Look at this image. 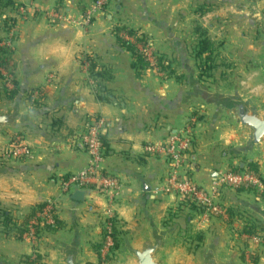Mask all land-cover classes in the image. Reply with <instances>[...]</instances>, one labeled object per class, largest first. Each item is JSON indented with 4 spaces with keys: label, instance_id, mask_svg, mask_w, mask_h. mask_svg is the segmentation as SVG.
Wrapping results in <instances>:
<instances>
[{
    "label": "crops",
    "instance_id": "0c3cea01",
    "mask_svg": "<svg viewBox=\"0 0 264 264\" xmlns=\"http://www.w3.org/2000/svg\"><path fill=\"white\" fill-rule=\"evenodd\" d=\"M92 1L12 0L15 6L3 11L0 39L6 33L1 26L4 19L14 21L16 35L13 52L7 59L12 72L0 68V106L10 102L6 93L17 88L23 109L38 113L29 126L0 136V147L8 144L14 134L20 135L32 152L30 159L12 162L8 173L0 176V212L10 215L8 227L17 232L18 224L35 206L54 202L61 223L56 232H71L72 225L78 226L84 233L83 258L87 264H99L97 248L106 213H112L120 223V246L123 236L137 242L145 233V208L159 225L165 226L168 221L174 233L215 236L218 254L233 255V249H228L231 240L227 234L232 232L229 219L213 218L198 226L197 208L171 196L153 194L154 188L164 182L168 165L163 156L145 154L144 146L164 142L196 116L192 151L197 165L193 181L208 192L210 176L218 170L251 171L247 165L253 164L260 174L257 156L242 159L230 155L229 150L240 141L233 125L226 118L214 120L205 107L201 110L199 105L183 103L182 94L187 88L174 76L166 77L152 66L142 72L134 70L131 54L118 45L113 35L116 26L137 29L149 38L154 54L186 66L191 59L188 46L194 40L193 29L199 24L189 28L183 24L203 19L202 9L206 15L214 13L220 8L219 0H111L109 7L87 25L78 23L76 20ZM220 2L226 6V0ZM54 10L65 16L55 25L47 17ZM200 25L213 44L208 35L210 24ZM87 58L94 64L92 74L99 76L96 81L90 77ZM4 72L12 77L9 89L1 79ZM33 91L34 96L40 92L39 109L24 97L25 92ZM93 117H101L106 123L103 172L117 177L121 187L110 200L91 191L85 193L83 202H75L71 195L61 194L59 184L87 165L88 156L79 146V138L87 120ZM222 149L228 153H221ZM256 197L254 192L228 190L214 196V200L227 205ZM45 235L33 248L26 241L13 242L7 237L1 242L0 252L15 264H25L21 261L25 257H37V264H56L57 252L53 247L46 249ZM171 243L163 252L165 264H195L192 251L176 249Z\"/></svg>",
    "mask_w": 264,
    "mask_h": 264
},
{
    "label": "built area",
    "instance_id": "2783aa9c",
    "mask_svg": "<svg viewBox=\"0 0 264 264\" xmlns=\"http://www.w3.org/2000/svg\"><path fill=\"white\" fill-rule=\"evenodd\" d=\"M110 0H93L92 3L81 14L80 21L88 24L96 15L103 13L109 5ZM49 22L58 24L65 16L60 10L52 11L47 14ZM8 40L5 45L0 47L6 48L10 52L11 42L15 40V30L12 27L8 31ZM146 59L153 68L154 51L149 43L145 47L138 46ZM5 87L7 89L12 86V77L4 73L3 75ZM34 96V95H33ZM203 110V107H200ZM197 124V117L191 116L187 123L174 133L168 135L167 139L161 143H149L144 146V153L147 155H159L166 159L168 171L166 178L162 184L155 187L154 195H165L176 198L179 202H186L199 210L197 215V225L202 226L213 218L228 219V212L222 205H215L214 196L221 194L223 191H250L257 194L256 199L264 201V180L260 174H255L249 170H218L215 181H212L211 192L206 191L198 186L192 178L195 171L192 159V148L194 143V130ZM106 123L101 117H93L87 120L86 128L79 138V146L85 150L88 156L87 165L80 171L73 173L60 181L59 189L61 194L70 196L74 191L81 190L87 192H97L112 199L117 195L121 182L115 176L105 174L103 172V162L105 160V151L101 140L104 134ZM32 152L25 144L20 135H14L7 148L2 149L0 157L5 161L16 162L22 159H30ZM56 207L54 202L47 201L43 207L36 211L29 218L25 226V232L21 238L31 241L32 244L36 240L37 234L41 228L47 225H53L55 222ZM120 223L117 218L110 213H106L102 221V239L99 243L97 254L99 264H111L112 261L120 257L119 237L115 230L119 231ZM263 234L255 236H244L246 241L253 245L264 246ZM253 249V247H251ZM264 248V247H263ZM252 249L247 248L243 254L242 264H257L254 256L251 255ZM242 257V256H241Z\"/></svg>",
    "mask_w": 264,
    "mask_h": 264
},
{
    "label": "water",
    "instance_id": "95a60500",
    "mask_svg": "<svg viewBox=\"0 0 264 264\" xmlns=\"http://www.w3.org/2000/svg\"><path fill=\"white\" fill-rule=\"evenodd\" d=\"M244 3L249 19L262 40L264 50V11L259 7L257 0H244ZM251 68L258 70L261 78L264 79V52ZM185 72L187 90L182 94V102L207 107L211 110L214 120L224 116L233 125L240 141L229 150L230 154L242 159L261 155L264 151V106H260L252 97L241 94L238 84L230 89L218 85L207 87L194 75L192 68H186ZM36 116H38L36 111L23 109L22 95L17 94L12 101L0 106V136L4 131H17L29 126ZM7 172L6 167L0 166V176ZM216 177V172L210 176L212 181H215ZM84 196V191L76 190L71 194V199L75 202H83ZM238 204L264 228V202L257 199L239 200ZM142 214L146 231L137 242H132L127 236L121 238L119 252L124 261L120 264H165L163 252L171 243L174 229L159 225L145 208ZM5 237L0 230V241ZM83 237V231L78 226L72 225L68 238L54 241V249L58 255L57 264H87L82 256ZM0 264H14V262L5 258L0 252ZM198 264H238V262L233 255L228 257L219 255L216 244L212 242L199 249Z\"/></svg>",
    "mask_w": 264,
    "mask_h": 264
},
{
    "label": "rangeland",
    "instance_id": "374dc122",
    "mask_svg": "<svg viewBox=\"0 0 264 264\" xmlns=\"http://www.w3.org/2000/svg\"><path fill=\"white\" fill-rule=\"evenodd\" d=\"M227 1H232L231 4ZM235 1V6H233V2ZM259 7L264 11V0H257ZM92 3V2H91ZM111 3V0L109 2V5ZM218 3V2H217ZM216 3V4H217ZM220 8H218L214 13L217 14V16L214 15V13H209L206 15V10L202 9L200 10V13H203L204 18L200 20L191 19L188 20L187 23L183 24L186 28H189L193 23L199 24V27L202 25L208 26L209 24V30L208 35L210 39L214 41L213 43V55H212V63L209 65L204 64L200 61L194 60V46L197 42V37H194V34H192L193 43L188 46V50L190 53V60L187 61L185 64H182L180 62H173L172 61V69L174 70L175 76H180L181 80H179V83H185V69L188 68L187 64L190 65L193 69L194 75L200 78V82L207 86V87H213L215 85L220 86L221 88L230 89L235 84H238L241 90V94L245 96L252 97L260 106H264V79L261 78L260 73L258 70H253L251 68L252 64L256 62L259 57L263 54L264 50L262 47V40L260 39L256 27L253 25V23L249 19V13L247 10V7L244 3V0H240L239 2L237 0H226V6H223L222 2L219 0ZM240 4V8L238 5ZM108 5V7H109ZM230 5V6H229ZM107 7V8H108ZM106 8V9H107ZM48 14H52V11L48 12ZM98 15L95 16V18ZM80 17L76 20L78 23L82 25H87L82 23L80 21ZM65 19V18H64ZM191 21V22H190ZM2 29L4 31L3 25L1 24ZM194 26V25H193ZM15 30V29H14ZM189 30V29H188ZM8 32L5 33V35L0 39V44L5 45L6 41L8 40ZM150 40H148V43ZM14 43L11 42V48H14ZM13 48L9 49L10 53L5 56V58H10ZM200 66V67H199ZM210 66L212 68L210 71L205 72L206 68ZM203 72L205 75H202ZM5 73V72H4ZM183 77V80H182ZM2 82L6 83L4 81V78H1ZM205 110L207 112H211V110L207 107H205ZM221 118H225L224 116ZM220 118V119H221ZM219 120V119H218ZM197 126V124H196ZM195 126V127H196ZM10 131H4L3 133L11 134ZM14 136V134L12 135ZM8 144L0 147V153L2 149H6ZM228 153L227 149H222L221 153ZM193 156V151H192ZM258 161L260 162V167L262 172L260 173L261 178L264 180V151L261 155L257 156ZM256 158V159H257ZM193 159V165L194 169L196 171V163L194 157ZM9 164H12L10 161H5L0 157V166H4L8 170ZM192 173V178L194 177V173ZM8 173V172H7ZM261 202H264L263 200ZM215 205H222L218 203V199L214 200ZM238 202H235V204H227L222 205L227 209V211L233 210V219L228 222V224H231V230L232 232H227V236L230 238V242L228 249L230 248V251L232 252L233 249V256L237 259L238 264L239 260L242 261L243 254L245 253V250L249 247V249H252L251 255L254 256V260L257 262V264H264V246L262 245H253L251 246L250 241H246L244 236L249 235L255 236L254 233L263 234L262 231H264V228L259 225V223L252 217L249 213L241 209ZM234 206V207H233ZM56 213V210H55ZM247 214L253 218L255 223L250 229V233H244L243 229L245 228L244 224L245 221L244 218L248 217ZM241 218V219H240ZM236 219V220H235ZM103 221V220H102ZM101 221V223H102ZM228 221V220H227ZM240 221V222H239ZM227 223V222H226ZM11 229V227L9 226ZM18 228V227H17ZM262 228V229H261ZM1 230V229H0ZM19 232H7L5 235V239H10L9 241L16 242L18 240L26 241L28 246L31 248L35 247L36 244H39L43 240V237L46 232H39L36 236L35 242L32 244L31 241H28L23 238H17ZM48 233V232H47ZM196 234H201L200 232H175L171 236V244L176 249H185L189 250L194 246L193 243H190V239L192 236L194 237ZM70 235V232H49L48 235H45L47 240V246L46 249L49 250L52 247L54 248V241L59 240L62 238H68ZM241 235H244L241 237ZM240 237V238H239ZM215 236L208 235V237H202V245L200 247L203 248L207 246L209 243L213 242V239ZM242 238H244V243L241 241ZM2 240V241H4ZM0 241V247L1 242ZM235 242V243H234ZM243 244V249H241V245ZM245 246V247H244ZM234 247H237L234 248ZM220 255V254H219ZM194 258L192 261L196 264V261L198 262V250L195 254H193ZM222 256V255H221ZM232 256V255H230ZM242 256V257H241ZM228 257V256H223ZM192 258V257H190ZM23 260V258H21ZM124 261L123 256L120 254V257L117 258V260H114L111 262V264H120ZM16 263V262H15ZM14 263V264H15ZM26 264V263H25ZM57 264V262H56Z\"/></svg>",
    "mask_w": 264,
    "mask_h": 264
},
{
    "label": "trees",
    "instance_id": "16d2710c",
    "mask_svg": "<svg viewBox=\"0 0 264 264\" xmlns=\"http://www.w3.org/2000/svg\"><path fill=\"white\" fill-rule=\"evenodd\" d=\"M15 5L12 2V0H0V20L1 17L3 15V11H5L7 8H13ZM4 31L7 33L14 25V21L12 19H4V21L2 22ZM193 33L194 35H196V39L197 42L194 46V60L195 61H200L203 62L206 65H209L210 63H212V55H213V44L211 43V41L208 39L207 37V33L204 29H202L201 27H195L193 29ZM113 35L118 43V45L126 50L127 52H129L131 54L132 57V67L134 70L138 71V72H142L145 69L151 67L152 65L150 64V62L146 59L145 54L139 50L138 46H142L145 47L148 43L149 38L144 35L143 33H141L139 30L137 29H132L129 28L127 26H116L113 30ZM10 52L8 50H6V48L0 47V68L3 69H7L9 70V73L12 72V69H10L9 63L7 58H5L6 55H8ZM87 61L90 63L89 64V73H90V77H92V79H94L96 81L97 78H99L98 74H92L93 70H94V64L92 62V60L87 58ZM153 62H154V67L161 73H163L166 77H172L174 76L176 78L177 81L181 80L180 76H175L174 70L172 69V61L169 60L168 58H166L164 55L162 54H154L153 55ZM200 67V66H199ZM212 68H210V66H208L206 68V70H204L205 72L210 71ZM202 75H205L203 72H201ZM201 77H199L198 79L200 80ZM183 80V77H182ZM185 84V83H184ZM97 85L99 87V90H102V86L99 85V83L97 82ZM19 94V90L17 88L11 90L10 92L6 93V97L8 101H12L13 98ZM34 95V91L33 92H25L24 97L26 100H28V102L30 103L31 106L36 107L37 109L41 108V95L40 92H38L35 96ZM35 105V106H34ZM105 136L104 134L101 135V140H102V144L104 147V151H105V157L107 154V148H106V143L104 140ZM232 155V154H230ZM248 168L251 169V171L255 174H257V169L256 166L253 164H248L247 165ZM234 171H241L244 169H239V168H234L231 169ZM44 204L35 206L32 211L26 216V218L18 224V229L17 232H19L17 238H21V235L23 232H25V226L27 221L29 220V218H31L34 213L38 210H40L43 207ZM228 212V219L229 221H231L234 217H233V210L232 211H227ZM248 217H245L244 220L245 221V228L243 229L244 233H250V229L252 228V226L254 224L251 223H255L253 218H251V216L249 214H247ZM55 222L53 225H47L44 226L43 228H41L40 232H42L43 230L47 231L48 233H54L56 232L58 229H60L61 227V223L58 221L57 217L55 216ZM241 219V218H240ZM8 225H11V218L10 215L7 214V212H1V218H0V229L1 231L7 235V232H11L12 230L9 229ZM168 225V221L165 222V226ZM262 229V228H261ZM250 231V232H249ZM115 233L117 234V236H121L122 232H119L118 229L115 230ZM202 234H196L194 237L192 236L191 238H189L190 243H193L194 246H192V248H190V251H192L194 254L197 252V250L199 251L201 245H202ZM98 249V248H97ZM22 262L26 263V264H37L38 263V259L36 258H28L25 257L23 258V260H21Z\"/></svg>",
    "mask_w": 264,
    "mask_h": 264
}]
</instances>
